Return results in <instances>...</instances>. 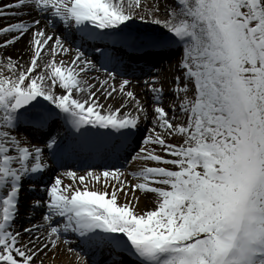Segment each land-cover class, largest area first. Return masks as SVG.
I'll return each mask as SVG.
<instances>
[{"label": "snow or ice", "instance_id": "1", "mask_svg": "<svg viewBox=\"0 0 264 264\" xmlns=\"http://www.w3.org/2000/svg\"><path fill=\"white\" fill-rule=\"evenodd\" d=\"M62 251L264 264V0H0V264Z\"/></svg>", "mask_w": 264, "mask_h": 264}, {"label": "bare ground", "instance_id": "2", "mask_svg": "<svg viewBox=\"0 0 264 264\" xmlns=\"http://www.w3.org/2000/svg\"><path fill=\"white\" fill-rule=\"evenodd\" d=\"M42 23H43V21H42ZM18 48H20V45H14V46L10 47L7 51L9 53L13 54L14 56H18L19 55V52L17 51ZM72 54H73L72 52H69L66 56H58L57 58L58 59H63L65 61H68L71 58ZM109 70L111 71V69H109ZM97 74L99 75V73H97ZM134 79H139V80L142 81V78H135L134 77ZM132 87H134L136 89V91L138 92V94H140L142 96V98H143V93H140V88L142 87V83H136V84L132 85ZM57 90L59 91V89H57ZM113 102H115V100H113ZM142 127H143V125H142ZM122 160H123V158H122ZM78 162L79 161H76V160H69L68 164H69V166H71L72 164L78 163ZM109 163L115 164V166H116V163H113V162H109ZM141 163H142L141 161L140 162L139 161L133 162V164H141ZM122 165L125 168H131L133 166V165L124 164L121 161L120 166H122ZM129 178H131V177H129ZM45 180H48V177ZM65 182L68 183L70 181H68L66 179ZM31 196L32 195H30L27 192L23 191V193H22V198H30ZM35 198H39V197H35ZM30 200L32 201V199H30ZM24 204H25V202H24ZM21 205H23V203H21ZM151 206H152V201L150 200V198L147 197V196L141 195L140 203H139L138 207L143 209L145 207H151ZM21 210H25V208L22 207ZM40 210L41 209H37L35 211V215H36L37 218H39V216H40V214H39ZM23 217H25V216L21 215V218H23ZM25 220H27V219H18L17 223H23V221H25ZM74 244H75V242H74ZM63 247L66 248L65 245H63ZM72 253L73 252L62 251L60 257L57 260V264H75L74 263V262H76L75 261V256L74 257L71 256ZM71 258L74 260V262L70 261ZM45 259H46V264H47V262L50 261L52 259V257L49 255V256L45 257ZM128 264H133V261L129 260Z\"/></svg>", "mask_w": 264, "mask_h": 264}, {"label": "rangeland", "instance_id": "3", "mask_svg": "<svg viewBox=\"0 0 264 264\" xmlns=\"http://www.w3.org/2000/svg\"><path fill=\"white\" fill-rule=\"evenodd\" d=\"M133 143H135V141L133 142ZM129 159H130V157H129ZM140 162V161H139ZM22 193V192H21ZM33 198H35V197H33V196H31L30 198H26L24 201H21V202H25V204L23 203V205H27V204H29V203H31V200L30 199H33ZM40 198V197H39ZM24 199V198H23ZM27 203V204H26ZM23 205H22V207H23ZM24 208V207H23ZM28 212V209H26L25 208V210H21V215H23V216H25V214ZM39 214H41V210L39 211ZM29 221L28 220H25V221H23V224H27ZM71 238V237H70ZM66 246H68L69 247V244L67 243V244H65ZM72 261V260H71Z\"/></svg>", "mask_w": 264, "mask_h": 264}]
</instances>
